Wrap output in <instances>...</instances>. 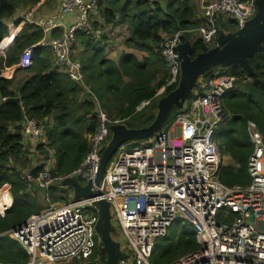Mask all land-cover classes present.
<instances>
[{
	"label": "built area",
	"instance_id": "obj_1",
	"mask_svg": "<svg viewBox=\"0 0 264 264\" xmlns=\"http://www.w3.org/2000/svg\"><path fill=\"white\" fill-rule=\"evenodd\" d=\"M99 2L52 0V8L45 16L31 19L43 35L21 51L16 66L26 69L34 47H47L53 57L52 69L64 73L90 96L97 126L86 136L89 149L74 170L54 175L48 159L32 177L25 172L22 178L28 187L46 192L53 185L66 190L62 181L69 176L81 184L90 181L91 190L98 191L97 197L108 203L111 225L119 231L117 242L125 257L118 264H153L150 254L155 241L175 221L192 227L198 246L167 264H264V142L253 121L245 123L251 145L246 159L248 184L229 187L216 178L221 162L214 134L225 118L221 100L224 91L233 85L232 76L198 78L191 97L182 103L171 122L149 137L118 146L98 186L94 184L100 153L110 136L109 126L120 124L121 119L108 117L84 85L81 64L72 58V44L78 31L92 41L100 40L104 26H93L94 21L101 23ZM254 12L252 0H202L199 25L176 30L157 43L166 74L152 99L177 85L180 71L176 45L182 37L187 34L189 41L214 44L217 19H230L237 29ZM18 18L21 17L13 16L5 25L9 27ZM150 100L141 101L135 109L150 105ZM18 124L25 149L33 150L37 144L46 143L43 126L37 119L23 115ZM5 186L0 188V215L11 205L9 187ZM66 191L64 201L46 200L44 208L28 216L14 231L10 228L1 233L25 251L27 259L23 264L87 263L94 247L101 244L95 231L96 211L87 209L92 207L91 200H73L72 191ZM44 197L47 199V194Z\"/></svg>",
	"mask_w": 264,
	"mask_h": 264
},
{
	"label": "trees",
	"instance_id": "obj_2",
	"mask_svg": "<svg viewBox=\"0 0 264 264\" xmlns=\"http://www.w3.org/2000/svg\"><path fill=\"white\" fill-rule=\"evenodd\" d=\"M48 3L49 0H0V188L7 185L11 195V205L0 215L1 264H23L27 259V254L15 240L1 234L23 223L40 209L35 199L29 196V183L22 178L25 172L32 177L42 167L43 161L49 158L47 155L53 156L50 162L52 174L64 175L74 170L89 149L85 135L92 134L96 127L94 104L90 96L87 94L81 98L79 93L83 88L70 81L64 73L52 69L53 60L47 47H34L31 64L24 70L29 75L13 84V72L20 69L16 66L19 53L35 44L43 34L40 28L21 18L12 21L9 27L5 24L20 8ZM195 9L197 0H100L98 16L101 23L94 21L93 26L121 25L126 27L128 33L122 40L124 50L112 59L103 55L106 45L103 32L99 41H92L89 35L79 31L74 34L75 39L82 40L80 42L86 51H90L81 65L84 85L86 83L94 92L100 106L108 114L113 111L124 126L140 128L153 120L157 99L152 97L166 74L156 51L157 43L163 34L199 25L202 20L195 14ZM216 28L218 32L235 30L230 19H217ZM13 31L18 32L13 35ZM6 36L8 39L5 41ZM184 38L190 39L187 34L181 41ZM190 43L191 56L214 45H205L199 40H190ZM262 45L264 47V42ZM247 61L254 75L247 74L240 64L233 63L227 67H212L200 76L202 79L219 75L234 77L232 87L222 95L221 106L225 118L214 134L219 149L232 161L231 164H220L216 178L229 187L246 186L249 182L246 159L251 145L245 132L247 120L258 126L264 142V83L259 81L264 77V52L253 53ZM157 72H162V75L152 84ZM126 76L130 78L128 81L123 80ZM15 96L19 97L16 103L4 101L7 97ZM146 99H151L150 105L136 110V106ZM177 110L175 107L169 109L159 129L171 122ZM21 115L37 119L43 126L46 138L45 144L33 147L42 162L23 174L15 167L25 149L20 142L18 122ZM47 118L50 119L49 125L42 122ZM41 153L47 157L41 158ZM53 188L60 189L54 185L48 190ZM50 196L51 201L60 197ZM87 209L95 213L93 207ZM99 246L97 258L91 256L87 263L104 260ZM197 246L192 227L175 221L166 234L155 241L150 261L153 264H167Z\"/></svg>",
	"mask_w": 264,
	"mask_h": 264
},
{
	"label": "water",
	"instance_id": "obj_3",
	"mask_svg": "<svg viewBox=\"0 0 264 264\" xmlns=\"http://www.w3.org/2000/svg\"><path fill=\"white\" fill-rule=\"evenodd\" d=\"M255 6L254 14L243 22L237 29L229 32H218L213 46L205 51L197 52L193 56L192 47L189 40L184 38L176 45L179 60V79L177 85L172 90L161 95L156 100V110L153 120L146 126L140 128H128L123 124H111L109 126L110 136L101 150L97 171L93 182L98 186L102 172L112 154L118 146L131 141L151 136L157 131L171 107L179 109L182 103L190 95L196 85L198 78L207 70L215 66L227 67L233 63L240 64L249 75H254L247 59L255 52H264V0H252ZM264 83V77L259 79ZM6 102H18L19 97H7ZM23 118V115H21ZM63 184L72 189V199L81 198L91 200V205L96 211L95 231L99 236L101 251L104 253V260L99 263L83 264H118L125 255L121 253L119 244L112 239V225L108 203L97 196L98 191L91 190V182L81 184L74 177L69 176L63 179ZM247 222H251V216ZM17 226L11 228L14 231Z\"/></svg>",
	"mask_w": 264,
	"mask_h": 264
},
{
	"label": "rangeland",
	"instance_id": "obj_4",
	"mask_svg": "<svg viewBox=\"0 0 264 264\" xmlns=\"http://www.w3.org/2000/svg\"><path fill=\"white\" fill-rule=\"evenodd\" d=\"M206 1V0H205ZM202 2V0L200 1V3ZM204 2V1H203ZM200 3L197 2V9H195V14H197V16L199 15V11H200ZM48 6H50V2L45 5V7L47 8ZM21 11L23 10L22 8H20ZM19 31V30H18ZM18 31H13V35L16 34ZM225 31V30H224ZM103 33L106 36V40H105V47L103 48V55L105 58H115L117 56V54L121 51L124 50L123 48V43L122 40L127 36V30L125 26H121V25H108V26H104L103 27ZM165 36V34L162 35V37ZM8 39V36H6L5 41ZM82 40H80L79 38L76 37L75 41L72 44V58L79 61L81 63V65L83 64V58L88 56L90 51H86V49L84 48V46L82 45V43L80 42ZM156 51L157 50V46H156ZM22 53V52H20ZM19 53V57L20 54ZM49 56L50 58L53 60L52 54L50 52ZM159 55V54H158ZM162 72H157L155 74L154 79L151 81L152 84H154L162 75ZM19 74V75H18ZM17 78L14 79L13 84H16L15 82L17 80L22 79L24 76H26V72L23 71H19L16 72ZM130 78L128 76H126L125 78H123L124 81H128ZM86 87L88 88V90L90 91V93L92 94V96L96 98V95L94 94V92L90 89V87L85 83ZM86 92L84 90L80 91L79 96H81V98H85ZM88 97V96H87ZM98 101V99H97ZM99 103V101H98ZM100 105V104H99ZM102 111L107 115L108 112L105 108L101 107ZM113 109V108H112ZM114 110V109H113ZM108 117H112V118H118L117 115L111 111L108 115ZM44 122L46 125H49L50 123V119H44ZM96 126H97V120H96ZM87 135H85L86 138ZM87 141V140H86ZM22 157L18 160V166H15L16 168H18L20 174H23L27 169L31 168L34 165H38L40 162H42L40 160V156L38 155L37 152L31 150L28 151V149H24L22 152ZM41 158H46L47 156H49V158H46L45 160L47 161L48 159L50 160V162H52L53 156L47 155L46 157H44L42 155V153L40 154ZM25 159V162L23 163V160ZM220 162L221 164H231L232 161L230 159L229 156H227L225 153H223L220 150ZM82 183V181H81ZM54 186V185H53ZM3 188H6V186H4ZM1 188V189H3ZM28 192H29V196L33 197L36 201V203L40 206V209L45 207V204L47 201H49L50 203H60L61 201H64L67 198L68 192L66 190H61V189H49L47 192L46 191H42L41 189H37L34 186L30 185L28 187ZM47 194V199H45L44 195ZM51 195L54 196H60L58 198H56L55 200L51 201ZM47 200V201H46ZM39 209V210H40ZM111 237L112 239H114L115 241L119 240V231L118 229L115 227V225L112 224V231H111ZM97 246L94 247L92 256L94 258H97L96 255V251H97ZM120 248V245H119Z\"/></svg>",
	"mask_w": 264,
	"mask_h": 264
},
{
	"label": "crops",
	"instance_id": "obj_5",
	"mask_svg": "<svg viewBox=\"0 0 264 264\" xmlns=\"http://www.w3.org/2000/svg\"><path fill=\"white\" fill-rule=\"evenodd\" d=\"M200 1L201 0H197L198 3H200ZM203 1H205V0H203ZM49 2H50V6H48L47 8L45 7V4H43V5L36 4L34 7L26 8V9H23L22 11H21V9H18L14 13V16H16V15L20 16L21 18H23L25 20V22L31 24V19H36L38 17L45 16L51 10V8H52V0H49ZM18 68H20V67H18ZM24 70H26V69L25 68H20V69H17L16 71H14L13 72L14 79L17 78L16 72H19V71L25 72ZM9 72H10L9 74H11L12 70L9 71ZM26 75H29V73L26 72ZM17 81H19V80H17ZM28 151H31V150L28 149ZM66 190H68V191L71 190L72 191V189L69 186H67Z\"/></svg>",
	"mask_w": 264,
	"mask_h": 264
}]
</instances>
